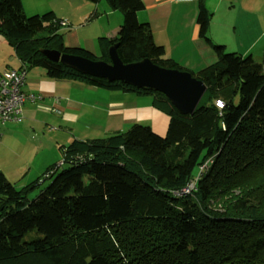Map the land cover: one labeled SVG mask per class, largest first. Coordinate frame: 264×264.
Segmentation results:
<instances>
[{
	"label": "trees",
	"instance_id": "1",
	"mask_svg": "<svg viewBox=\"0 0 264 264\" xmlns=\"http://www.w3.org/2000/svg\"><path fill=\"white\" fill-rule=\"evenodd\" d=\"M104 1L122 22L114 36L97 38L98 54L66 45L54 11L28 16L22 0H0V36L21 63L15 69L40 66L50 78L151 95L168 116L166 132L134 123L73 138L59 147L60 164L20 189L0 169V264H264V56L256 61L212 43L210 13L199 0L198 36L213 61L189 72L210 102L184 114L160 92L82 74L41 53L109 62L115 45L123 63L148 58L186 70L164 57L148 22L138 20L141 0ZM40 179L51 181L32 196Z\"/></svg>",
	"mask_w": 264,
	"mask_h": 264
},
{
	"label": "crops",
	"instance_id": "2",
	"mask_svg": "<svg viewBox=\"0 0 264 264\" xmlns=\"http://www.w3.org/2000/svg\"><path fill=\"white\" fill-rule=\"evenodd\" d=\"M50 1L54 0L48 3ZM141 1L144 7L137 12V18L148 22L154 42L164 48V57L193 72L213 61L209 43L198 36L199 0ZM203 3L210 13L208 37L212 43L223 44L228 51L241 55L251 54L256 61L262 59L264 0H203ZM48 8L66 22L60 27L66 45L80 46L93 53L97 49V38L114 36L122 22L121 13L111 10L104 0L97 3L58 0ZM85 28L89 30L80 36L78 32ZM0 38V72L19 68L21 63L13 49ZM27 69L21 87L26 96L22 115L19 120L0 123V151L25 143L29 134L32 137L39 134L36 139L41 143L47 134L55 135L54 131L64 132L70 138L65 144L73 138L91 139L87 137L88 132H101L100 137H103L114 131H125L134 123L149 125L158 135L166 132L168 116L154 105L149 94L107 90L78 79L50 78L43 68L41 72L30 73ZM204 94L207 100H199V105L210 102L209 92L206 90Z\"/></svg>",
	"mask_w": 264,
	"mask_h": 264
},
{
	"label": "water",
	"instance_id": "3",
	"mask_svg": "<svg viewBox=\"0 0 264 264\" xmlns=\"http://www.w3.org/2000/svg\"><path fill=\"white\" fill-rule=\"evenodd\" d=\"M41 53L54 62L60 61L78 72L110 81L120 80L136 88H146L162 93L180 113L192 114L200 106V98L207 90L203 81L189 71L164 68L148 58L123 63L115 45L108 49L109 62L68 54L57 49H42Z\"/></svg>",
	"mask_w": 264,
	"mask_h": 264
},
{
	"label": "rangeland",
	"instance_id": "4",
	"mask_svg": "<svg viewBox=\"0 0 264 264\" xmlns=\"http://www.w3.org/2000/svg\"><path fill=\"white\" fill-rule=\"evenodd\" d=\"M56 1L58 0L50 1L48 3V0H23L22 3L25 14L29 16L33 14H41L49 10L48 7H51V5H53ZM85 21L89 22L90 20L86 19ZM74 27L75 25H73V28ZM75 28H77V26ZM88 30L89 28H85L82 31H79L78 33L80 36H82L85 35ZM0 40L2 41L1 38ZM96 54H98V52H96ZM11 55L14 56L13 52ZM27 71L29 73L31 71L41 72L43 71V69L39 66H32L28 68ZM77 98L85 99V97L83 96H78ZM206 100L207 94H203L200 101L204 102ZM26 132L28 134L29 130H27ZM31 132L38 133L37 130H31ZM54 133L56 134H47L43 142L41 143H37L38 140L36 139L37 137H39V134H35V137H32L31 134H29V140L25 143L16 144L12 147L8 146L6 149L0 151V169H3L2 171L5 177L11 183H13L15 188L20 189L25 185L29 184L30 182L34 181L35 179L41 177V174L45 171L48 166L55 163H61V152L59 150V147L65 145L67 139L70 140V138H68L67 135H64V132L58 133L57 131H54ZM87 135V137L89 138H98L100 137L101 132H93L91 134L90 132H88ZM39 181L41 183L39 184L38 188L34 190L33 193H31L32 196L38 193L37 190L46 187L51 180L40 179ZM233 192L236 194L239 193L237 189H234ZM214 206H216L215 208H220L219 204H214ZM32 262L33 261L29 259H25L21 262V264H35ZM36 264L44 263L38 259Z\"/></svg>",
	"mask_w": 264,
	"mask_h": 264
},
{
	"label": "built area",
	"instance_id": "5",
	"mask_svg": "<svg viewBox=\"0 0 264 264\" xmlns=\"http://www.w3.org/2000/svg\"><path fill=\"white\" fill-rule=\"evenodd\" d=\"M62 26L65 22H60ZM25 68L5 69L0 72V123L19 120L22 115V105L26 96L21 87L25 81ZM213 104L221 110L224 103L215 99ZM203 166L200 167V169ZM193 184H189L183 192H189Z\"/></svg>",
	"mask_w": 264,
	"mask_h": 264
}]
</instances>
